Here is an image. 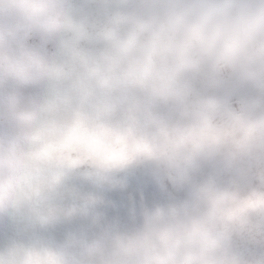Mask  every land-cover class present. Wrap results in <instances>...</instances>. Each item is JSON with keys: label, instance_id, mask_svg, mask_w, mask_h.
Wrapping results in <instances>:
<instances>
[{"label": "clouds", "instance_id": "obj_1", "mask_svg": "<svg viewBox=\"0 0 264 264\" xmlns=\"http://www.w3.org/2000/svg\"><path fill=\"white\" fill-rule=\"evenodd\" d=\"M0 264H264V0H0Z\"/></svg>", "mask_w": 264, "mask_h": 264}, {"label": "rangeland", "instance_id": "obj_2", "mask_svg": "<svg viewBox=\"0 0 264 264\" xmlns=\"http://www.w3.org/2000/svg\"><path fill=\"white\" fill-rule=\"evenodd\" d=\"M108 202H109V205L111 206V211L114 214L117 213L118 209H119V204L117 202V198H116L115 194L109 195Z\"/></svg>", "mask_w": 264, "mask_h": 264}]
</instances>
